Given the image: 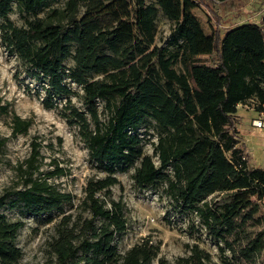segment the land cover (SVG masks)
Masks as SVG:
<instances>
[{"label":"trees","instance_id":"16d2710c","mask_svg":"<svg viewBox=\"0 0 264 264\" xmlns=\"http://www.w3.org/2000/svg\"><path fill=\"white\" fill-rule=\"evenodd\" d=\"M198 3L0 0V43L35 83L42 106L76 127L102 174L87 179L81 210L65 213L73 194L51 181L64 170L41 171L39 143L31 141L18 166L21 187L0 196V207L52 223L48 247L55 264H218L197 242L173 260L158 256L149 237L118 250L127 220L110 188L116 174L131 168L135 188L161 187L173 213L196 217L221 264H263L264 230L255 226L264 169L249 163L236 112L250 103L264 112V13L258 23L206 32L194 13ZM14 10L22 24L10 18ZM159 13L172 23L164 46L155 42ZM0 114L10 116L12 137L27 133L30 119L7 103ZM6 140L0 137V147ZM23 225L0 211V264H20L16 237Z\"/></svg>","mask_w":264,"mask_h":264},{"label":"rangeland","instance_id":"374dc122","mask_svg":"<svg viewBox=\"0 0 264 264\" xmlns=\"http://www.w3.org/2000/svg\"><path fill=\"white\" fill-rule=\"evenodd\" d=\"M198 1L194 13L202 21L206 32L212 29L223 31L227 27L242 23H258L264 13V0ZM10 18L17 24L23 22L15 10L10 14ZM156 24V44L168 45L171 41L172 23L159 13ZM35 86V83L20 71L18 60L8 54L0 43V104L7 103L12 112L31 120L26 134L12 137L10 116L0 114V137L7 138L0 147V196L8 190L21 187L22 178L18 166L24 163L32 151L31 141H36L39 143V169L50 170L58 165L64 170L63 175L54 177L51 181L58 189L73 194L72 205H67L64 211L76 214L81 210L78 204L84 195L83 187L87 179L102 174L92 167L87 148L76 127L69 126L55 110L44 108L40 99L33 95ZM72 87L79 91L74 84ZM72 102L77 106L81 105L78 96H72ZM236 115L237 129L248 153L249 163L264 169V130L251 124L253 118L264 117V113L259 112L250 103L239 105ZM147 132L151 133L152 130L149 128ZM146 137H149V141H156L154 135ZM144 149L146 153L152 154L150 142L145 144ZM133 171L131 168L127 172L116 174L118 183L110 188L111 198L123 204L127 220L125 233L118 242V250L122 253L141 239L149 237L159 246L158 256L173 260L176 256L184 254L186 244L197 242L209 251L214 261L221 264L215 245L203 231L196 229V217L191 220V217L173 213L170 210L169 198L161 187L142 191L135 188L131 178ZM0 211L11 220L24 221L16 237V244L22 252L20 264H55L48 247V241L54 231L52 223L41 224L8 207H0ZM258 217L255 229L264 230V203ZM192 222L196 225L193 226L194 230L190 229ZM262 258L264 264V252ZM152 264H156V260Z\"/></svg>","mask_w":264,"mask_h":264},{"label":"built area","instance_id":"2783aa9c","mask_svg":"<svg viewBox=\"0 0 264 264\" xmlns=\"http://www.w3.org/2000/svg\"><path fill=\"white\" fill-rule=\"evenodd\" d=\"M261 113L263 114L264 112ZM251 124L256 128L264 130V117L253 118Z\"/></svg>","mask_w":264,"mask_h":264}]
</instances>
